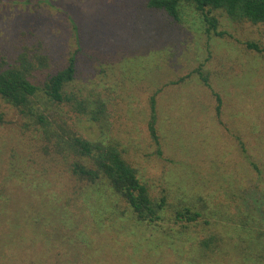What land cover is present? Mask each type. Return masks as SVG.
<instances>
[{"label": "rangeland", "instance_id": "obj_1", "mask_svg": "<svg viewBox=\"0 0 264 264\" xmlns=\"http://www.w3.org/2000/svg\"><path fill=\"white\" fill-rule=\"evenodd\" d=\"M149 1L0 0V69L18 66L22 55L35 66L46 56L42 70L55 75L74 56L67 91L105 102L104 117L40 108L63 114L86 140L118 144L153 197L165 195L169 205L150 224L110 191L108 200L91 199L94 185L72 173L71 161L45 155L28 121L0 99V264H238L222 250L229 237L220 227L231 225L212 222L211 234L182 242L175 207L187 192L219 190L226 207L206 204L216 220L218 211L249 213L264 193V24L213 11L211 28L190 2L175 21ZM211 238L223 246L202 244Z\"/></svg>", "mask_w": 264, "mask_h": 264}, {"label": "trees", "instance_id": "obj_2", "mask_svg": "<svg viewBox=\"0 0 264 264\" xmlns=\"http://www.w3.org/2000/svg\"><path fill=\"white\" fill-rule=\"evenodd\" d=\"M189 2V6L193 7L211 28H215L217 24V19L210 17L213 11L226 13L234 22L264 24V0H150L148 7L163 10L175 21H180V8ZM207 31L210 32L208 29ZM249 47L259 50L254 44H249ZM18 64L16 67L0 69V99L28 121V130L36 131L34 134L39 138L42 152L51 159V155H56L71 161L72 173L79 180L94 185L96 195L91 196V199L97 202H101V198L108 200L105 196L110 191L132 210L138 221L154 224L163 220V213L169 206L167 197H153L150 188L141 182L137 171L125 159L124 151L120 150L118 144L111 141L86 140L69 127L63 114L48 117L47 109L44 111L40 108L41 105L47 108V105H67L72 111L94 122H100L104 117L102 115H105L106 111L105 102L91 99L76 91H67L77 77L76 58L71 57L67 67L55 75H48L42 70L49 68L46 56L38 57L39 65L35 66L22 55ZM42 78L45 79L42 81ZM154 100L151 98L149 131L150 136L157 142L159 138L155 127ZM218 100L221 101L219 97ZM220 112L219 106L218 114ZM5 124V116L0 113V129ZM32 131L30 132L33 133ZM68 166L70 169L69 163ZM187 193L188 197L180 199V207H175V219L182 222V242H197L196 234L204 231L211 234V227L217 228V225L211 223L218 224L222 221L231 225L228 229L220 227V234L224 235L226 230V236L229 237L225 243L226 249L222 250L229 251V254L234 252L238 264H255L256 259L264 255V193L258 194V198L250 207H245L249 213L243 214L242 209L237 208L235 212L225 213L223 210L221 215L218 211L214 213L217 214L216 220L211 216L215 211L206 204L209 201L222 208L226 207L220 199L219 190H209L207 195L201 196L197 192ZM210 217L212 219L208 220ZM242 233L245 235L242 236ZM213 242H222L221 246L224 244L223 238H211L202 244L208 246ZM202 250L199 247V253Z\"/></svg>", "mask_w": 264, "mask_h": 264}]
</instances>
